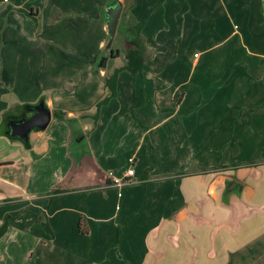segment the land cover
<instances>
[{
  "label": "crops",
  "instance_id": "0c3cea01",
  "mask_svg": "<svg viewBox=\"0 0 264 264\" xmlns=\"http://www.w3.org/2000/svg\"><path fill=\"white\" fill-rule=\"evenodd\" d=\"M115 1L0 0V246L82 264H264V0H120L119 24L156 6L149 56L142 73L119 74L95 121L85 110L107 94L106 73L81 66L61 87L42 68L61 48L107 46ZM122 31L124 49L134 28ZM41 99L79 120V162L64 122L29 146L2 128ZM129 168L134 181L113 185Z\"/></svg>",
  "mask_w": 264,
  "mask_h": 264
},
{
  "label": "rangeland",
  "instance_id": "374dc122",
  "mask_svg": "<svg viewBox=\"0 0 264 264\" xmlns=\"http://www.w3.org/2000/svg\"><path fill=\"white\" fill-rule=\"evenodd\" d=\"M102 14H101L102 15L101 18L104 19L105 18L104 11H102ZM132 26L133 25H132L131 19L128 16H125L122 19V23L119 24L116 36L114 37V40L112 44L110 45V47L105 46L103 49H100L99 52L97 50V46H94V44L93 46L85 47V48L83 47H79V48L78 47H72V48L68 47L64 49L61 48L63 54L58 57L55 63L51 61L50 63L45 64V66L42 69L45 71H48V70H53L56 67L57 76L54 80L56 84L61 87H62L61 85L62 80H65L66 77L70 76L71 73H74L77 70V68L81 66H87L88 64L92 65V67H94V70L95 69L103 70L106 73V75H109L114 71L116 67H120L124 65L126 62L124 50L127 46L124 47L123 49V46L125 45L124 44L125 41L121 42L119 37L123 29L122 37L125 36V38H127V33L129 32V29L133 28ZM108 41H109V37H108ZM118 45H121L123 52L122 54H120L121 55L120 57H116L112 59L111 49H116ZM16 50L18 49L16 48ZM158 56L161 57L162 55L160 54ZM103 57H108L106 67H100V63L102 62ZM20 72L21 74H23V76L24 74H27L26 71L21 70ZM126 72L122 74L123 77L120 80L124 91L129 90L128 80L124 79V76H127ZM22 81L23 79L21 78V82ZM90 95L91 94L89 93V96ZM79 98H80V95H79ZM69 102L74 104L76 100L73 101L72 99H69L68 103ZM126 103L127 102H125V98H124V101L122 103L123 109H125ZM88 107L89 108L85 110V113H90L91 111L94 113L96 111V104L93 107L92 106H88ZM12 109L14 110L15 108H12ZM15 112H17V110ZM58 121L66 123L67 127L71 130L70 132H71L72 138L70 140V150L72 151V155L74 156L76 161L79 162L80 155H82L85 152L86 153L89 152V141L86 139V137H83L82 134L78 132L79 131V128H78L79 120L77 123L75 117H71L69 120L65 118L60 119V118L54 117L46 132L49 133L50 130L56 126ZM2 128H4V126H2ZM36 134H37L36 132L34 133L32 132V137L34 138ZM53 191L54 190H51L50 193H52ZM13 195H16V194H13ZM37 195H40V194H37ZM6 197H9V196H6ZM7 241H10V243H17V240L15 239L5 240L4 242H7ZM24 251L25 250L18 245L14 246V248L12 249H6L0 246V264H14L15 260H18L20 264H82L79 259H77L76 261V258L72 257L71 255L65 254L60 249H56L53 252H49V254L40 253L39 256L34 255L33 257H31V254H28ZM1 252H3L4 254H1ZM83 264H101V263L88 262V263H83Z\"/></svg>",
  "mask_w": 264,
  "mask_h": 264
},
{
  "label": "trees",
  "instance_id": "16d2710c",
  "mask_svg": "<svg viewBox=\"0 0 264 264\" xmlns=\"http://www.w3.org/2000/svg\"><path fill=\"white\" fill-rule=\"evenodd\" d=\"M164 1L165 0H157L156 6L160 5ZM156 6L150 8L149 11L144 15V17L140 21L133 22L132 25L134 28V37L132 38V42L134 44L127 46L124 50L125 58H126L125 64L115 68L111 74L106 76L107 94L97 102L96 111L91 115L95 121H97L100 117L102 106L108 104L113 98H115L118 95V77L120 72L124 70H128L133 74H138L143 72L145 61L149 56V51H148L149 49L145 44V38L142 35V30L146 25L151 13L156 8ZM120 54L121 52L118 50L117 54H112V56L115 57V56H119ZM143 101H144V96L142 94L139 96H135V101L132 107L133 113L135 112L134 108L142 104ZM32 105L33 104H27L28 107H31ZM54 117L64 119L65 114L63 111L55 110ZM27 145L29 146L30 142ZM53 192L54 193L59 192V189H55ZM9 219L10 217H7L4 220V222L0 225V238L8 230V227L10 225Z\"/></svg>",
  "mask_w": 264,
  "mask_h": 264
},
{
  "label": "water",
  "instance_id": "95a60500",
  "mask_svg": "<svg viewBox=\"0 0 264 264\" xmlns=\"http://www.w3.org/2000/svg\"><path fill=\"white\" fill-rule=\"evenodd\" d=\"M123 9V3L120 0H116L111 5H109L105 10V16L107 20L108 29V47L112 44L114 37L117 32L118 24L120 21L121 13ZM108 57H103L100 67H106ZM30 115H24L26 112L22 113V119L20 122H15L10 125V129L7 131L9 137L17 138L25 145L30 142V135L32 131H44L50 125L53 118V111L47 105L44 99H41L38 103L31 106ZM236 183H233V187Z\"/></svg>",
  "mask_w": 264,
  "mask_h": 264
},
{
  "label": "built area",
  "instance_id": "2783aa9c",
  "mask_svg": "<svg viewBox=\"0 0 264 264\" xmlns=\"http://www.w3.org/2000/svg\"><path fill=\"white\" fill-rule=\"evenodd\" d=\"M134 174H135V171L133 168H129L122 175L114 174L111 176L112 184L118 187H123L125 185L131 184L134 181Z\"/></svg>",
  "mask_w": 264,
  "mask_h": 264
},
{
  "label": "flooded vegetation",
  "instance_id": "af4514ba",
  "mask_svg": "<svg viewBox=\"0 0 264 264\" xmlns=\"http://www.w3.org/2000/svg\"><path fill=\"white\" fill-rule=\"evenodd\" d=\"M32 113V112H31ZM31 113H28L26 112L25 114H23V118H24V115H30ZM22 119V112H19L18 114H7L5 117H4V121H3V126H4V129L6 131H8L10 129V125H12V123H15V122H20Z\"/></svg>",
  "mask_w": 264,
  "mask_h": 264
}]
</instances>
